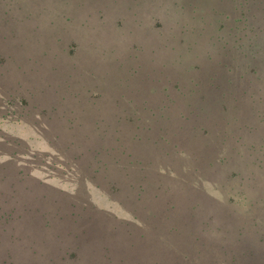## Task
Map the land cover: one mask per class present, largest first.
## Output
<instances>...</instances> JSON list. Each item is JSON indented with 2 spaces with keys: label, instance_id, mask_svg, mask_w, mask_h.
I'll use <instances>...</instances> for the list:
<instances>
[{
  "label": "trees",
  "instance_id": "obj_1",
  "mask_svg": "<svg viewBox=\"0 0 264 264\" xmlns=\"http://www.w3.org/2000/svg\"><path fill=\"white\" fill-rule=\"evenodd\" d=\"M10 1L19 2V10L24 8L25 11H28L29 9L28 0H0V75L13 74L11 77L14 83L10 87L8 84L0 85V120L5 123L23 124L31 127L33 132H38L40 128L38 124L43 122L48 115L50 116L53 111H56L58 119L50 122L51 124L48 122L47 133L44 131L42 138L50 147L54 145L55 141L58 142L59 146L56 149L60 155H63V158L75 152L73 157L78 163V167L85 169L84 181L89 180L95 187L102 189L108 197H112L123 206L131 209L132 220L130 221L118 219L111 213H108L106 218L111 224L115 222L111 225L113 227L112 232H119V234L138 232L143 246L147 248L154 246V239L160 235L159 232H216L214 230L216 227L210 225V222H215L217 218L215 212L218 201L204 193L201 188L202 181H211L216 185L221 183L224 186L228 183L240 186L246 184L251 187L261 184V187H257L254 201L247 202L245 199V204L249 203L247 206L250 207V211L240 212L241 217L251 221L250 225L245 227L240 224L236 230H233V232H245L249 229L256 233L260 232L254 240L255 248L243 246L246 244L243 235L239 243L241 244L240 249L236 254L230 256L228 264H264V223L260 221L264 219V215L253 212L254 209L256 210V204L258 210L260 204L264 206V192H262L264 190V49L254 47L256 43H261L264 39V25L262 23L257 25L255 21L251 20L250 8L244 7L246 3H240L238 11H233L231 14L222 12L221 20H212V24L208 25V29H212L213 33L211 34L216 36L215 46L212 48L219 49L221 52L220 60H217L230 64L231 72L212 76L201 71L200 64L190 63L189 68L182 70L177 78L165 75L163 78L168 81V85H165L162 77L158 80L154 78L159 72H153V59L147 62L148 59L141 60L139 54H134L135 63L122 68L117 67L116 75L121 77L122 84L127 87L130 93L123 102V108L127 111L123 114V118L120 119L119 115H111L109 125L111 131L107 136L101 120L89 118L85 124L74 120H71L73 123L63 122V119H69L74 115L77 108L94 110V107L101 100V95L94 89H86L80 94L75 88L74 76H77L76 71L79 69V65L74 62V59L79 55L80 42L78 36L75 38L73 34L70 35L68 30L70 27L66 26L73 21L70 14L59 15L61 16L59 20H63L64 27H66L62 31V39L55 42L62 54V57L59 58L61 64H58L55 56H48V50H42L37 58L30 56V54L24 57L26 59L21 57L23 66H25L23 67L18 58L12 56L11 52V59L13 60L11 62L14 63L19 72L15 71L14 74L13 64L11 71L7 72L9 59L7 52L15 49L19 57V50L23 48V42L11 41L10 30L6 29L8 28L6 21L12 19L14 13V10L7 5ZM98 1L104 3L103 5L106 8L109 7L110 10L118 4L121 5L120 0ZM251 1L259 4L264 3V0ZM21 3L24 4L23 8ZM64 4H67V1ZM261 8L263 10V7ZM232 14H235L234 18H231ZM102 15L101 10H98L95 16L96 21L100 20ZM114 25L117 29L121 28L120 20H115ZM154 25L147 30V33L152 32L157 37H161L157 41L161 44L157 46L156 54L159 49L165 59H169L168 56L171 54H180L176 51V41L172 40L174 46H171L170 43H166L162 33L158 31L157 28L161 29V22L156 21ZM76 28L79 29V26ZM180 32L183 35V27L180 28ZM223 36H232L234 40L223 44ZM174 37L173 35L172 39ZM154 39L153 36H150L149 43H152ZM232 43H235V47L232 46ZM191 49L186 48V52ZM41 57L45 59L42 65L37 60ZM29 61H32L34 65L28 66ZM44 67L57 70L54 74H59L60 70L63 69L65 77L61 83L54 85L56 86L54 92H44L33 81L30 82V86L25 87L24 76L40 72ZM165 69L164 67L159 71H165ZM140 76H142L141 79H139ZM136 77L138 82H135ZM94 79V74L87 73L82 78L81 84L86 88ZM150 80L160 82L161 85L155 83L151 86L149 84V88H147L146 85ZM146 81H148L147 84ZM232 81L234 84L231 83ZM184 88L189 89L188 101L194 100L199 105L206 107V112L196 122L189 121L191 106L183 95ZM227 88L233 89V92L227 91ZM158 90L165 93L166 101L174 100L175 95L177 101L187 102L188 112H178L176 108H173L172 110L175 112L172 111V115L179 125L183 119H187L188 122L184 123V126L180 125V127L172 124L171 129L174 131L177 128L180 133L179 138L182 140L190 137L193 143L191 147L195 146L197 152L195 150V152L188 153L176 143H164L159 138H163L161 129L154 135L148 136L141 145H137L143 138L141 135L144 129H151L148 124L143 125L137 118L144 111L139 102L141 101L149 110L150 107H148L147 102H152L150 97ZM69 91L73 92L69 93ZM173 92H175L174 95ZM48 97L51 99L50 102ZM256 106H261V109L255 110ZM161 107L165 108L164 106ZM206 118L213 124L212 128L208 127ZM216 120H221L222 127L216 123ZM83 126L91 127V130L96 132L103 128L102 135L107 142H102L101 145H108V151H105V154L98 151L89 157L84 150H80L83 140H79L78 133L83 130ZM0 131L3 132H0V155L7 157L0 159V208L5 207L0 212V244H3V232L8 230L5 225L10 223L12 225L9 227V232H34L36 225L42 230H46L52 222L55 223V230L58 232L62 230V227L64 228L63 221L67 223L65 225L66 232H75L73 230L74 225L80 229V226L83 225L78 222L87 220L88 216L91 215L90 213L78 212V220L69 218L67 221L68 217H66L68 211L75 212L71 209L77 201L75 193L79 189L76 188L74 193H70L72 195L61 198L62 204L66 206H62V208L56 207L54 203L53 207L47 201L42 200L44 198L42 196L35 197L33 190L41 193L38 183H43L40 181L37 183L33 176L34 179H29V174L24 172L28 161L19 158L28 154L30 147L21 144L16 133L8 132L5 129L1 130V128ZM73 136L78 141L69 143L68 141ZM144 136L146 137L145 133ZM135 149H146L150 154L148 160L144 159V153H140L139 156L136 154V158H134L132 154H134ZM21 150H23V155L21 154L17 158ZM114 151H118L119 156H112ZM40 152L42 151L34 154L29 153V162L32 163L41 157ZM43 154L47 156L45 153ZM194 154H196L195 157ZM152 156H155L156 160H153ZM181 157H184L185 161H180L179 158ZM20 161L22 163H19ZM60 161L65 166V162L62 159ZM156 166L157 169H155ZM242 167L246 169L245 172H241ZM176 185L187 187V197H177L178 186L176 190H172ZM122 190L123 192H121ZM174 195L176 196L175 200H173ZM163 197L171 199V210L162 209L160 211L158 208ZM60 209L64 216L58 211ZM51 212L52 215H50ZM168 213L170 214L167 215ZM96 214L103 216L102 213ZM250 214L252 215L250 216ZM197 220L198 223L202 220L200 227L196 224L197 227L195 228L193 223L187 225V221L196 222ZM118 228H121V231H116ZM209 229L210 231H208ZM106 232L108 238L111 239L109 237L110 232ZM145 232H149V235ZM102 233L100 231L93 239L84 242L82 248H88L95 240H98L101 243L99 251L105 255L112 243L105 240V234ZM19 238L20 235L11 237V244L22 245L23 241H19ZM68 238H72L74 245L75 237L70 236ZM63 246L65 247V244ZM23 248L26 247L23 245ZM66 250L65 247L63 251L59 252V257L56 259L59 258L64 263L63 261L68 262L74 258L75 263H84L82 252L72 250L66 255ZM34 253H38L35 248L31 251V255ZM211 254L214 255L215 253L212 252ZM96 260L94 264L103 263L99 260L96 262ZM45 261L46 258L43 254H41L40 260H35L33 257L20 260L12 246L0 253V264H41ZM48 264L53 263L48 262Z\"/></svg>",
  "mask_w": 264,
  "mask_h": 264
},
{
  "label": "rangeland",
  "instance_id": "obj_2",
  "mask_svg": "<svg viewBox=\"0 0 264 264\" xmlns=\"http://www.w3.org/2000/svg\"><path fill=\"white\" fill-rule=\"evenodd\" d=\"M65 1H67V4H64ZM28 2V11L24 10L23 3H21L22 10H19V2L10 1L7 4L14 10L13 18L6 21V25L8 26L6 29L10 30L9 37L10 35L12 36L10 38L13 42H23V48L19 50V57L15 49L7 52V57L9 58L7 61V72L11 71L12 64L14 74L15 71L19 72L15 68L14 63L11 62L13 61L11 59V52L12 56L18 58L22 66L23 61L21 57L24 58L30 54V56L37 58L42 50H48V56H55L56 61L59 62L58 64H61L59 58L62 57V54L55 42L62 39V31L66 27H64L63 20H59L61 17L59 15L64 13L70 14L73 21L66 25L70 27V29H67L70 31V35L73 34L75 38L78 36L80 42L79 55L74 59V62L79 65V69L76 71L77 76H74L75 88L77 89V93L80 94L86 89H94L101 95V100L94 107V110L77 108L76 113L69 119H63V122L69 121V123H73L71 120H74L85 124L89 118L101 120L107 136L111 131L109 126L111 115H119L120 119L123 118V114L127 112L123 108V102L125 97L130 93L127 87L122 84L121 77L116 75V68L126 67L135 63L136 61L133 60L134 54H139L141 60L148 59L147 62L153 59V72H159L154 78L158 80L162 77L165 85H168V81L163 78L165 75L177 78L182 70L189 68L190 63L200 64L201 71L212 76H219L221 73L231 72V65L218 61L220 60L221 52L219 49L212 48L215 46L216 37L215 34H211L213 33L212 29H208V25L212 24V20H221L222 12L231 14L233 11H238L240 3H246L244 7L250 8L249 14L251 15V20L255 21L257 25L260 23L264 25V3L259 4L251 0H120L119 3L121 5L118 4L111 10L98 0H28ZM261 7H263V10H261ZM98 10H101L103 17L96 21L95 16ZM231 16V18H234L235 14ZM21 17L22 20H20ZM115 20H120L121 28L117 29L115 27ZM156 21L161 22V29H157L162 33L166 43L168 42L171 46H174L172 40L176 41V51L180 54H171L168 56L169 59L163 57L160 49L156 54L157 46L161 44V42L157 41L161 37H157L152 32L147 33L149 28L155 26L154 23ZM76 26H79V29ZM181 27L184 29L183 35L180 32ZM173 35L175 37L172 39ZM150 36L155 38L152 43H149ZM231 40H234L232 36L222 37L223 44ZM232 46L235 47V43H232ZM254 47H260L263 50L264 39L261 43H256ZM186 48L192 49L186 52ZM182 52L185 54L184 56ZM37 60L42 65L45 59L41 57ZM29 62L28 66L34 65L32 61ZM164 67L166 68L165 71H159ZM56 71L52 70L51 67L49 69L44 67L40 72L24 76L25 87L30 86V82L33 81L44 92H54L56 88L54 85L59 82L61 83L65 77L63 69L60 70L59 74H54ZM87 73L94 74L95 79L85 88L81 82ZM11 75L13 76L11 73L6 74V76L0 75V85L8 84L10 87L12 84L13 86L14 83L12 82ZM141 78L142 76L139 79ZM135 82H138L137 77ZM147 83L148 81H146ZM155 83L159 86L161 85L160 82L150 80L146 87L149 88V84L153 86ZM231 83L234 84L233 81ZM36 84H34V87H36ZM226 90L233 92V89L230 88ZM183 91V95L191 106L190 109L187 102L176 100L175 92H173L174 100L166 101L165 93L158 90V92L150 97L152 102H147L148 107H150L149 110L145 108V105L141 101L139 102L140 107L144 111L137 118L140 123L143 125L148 124L151 129H144L141 135L143 138L140 139L137 145H141L148 136L154 135L161 129L162 135H160L163 138H159L164 143H176L179 147L187 150L188 153L195 152V150L197 152L195 146L191 147L193 143L190 137L182 140L179 138V130L176 128L172 131L171 129L172 124L180 127V125L184 126V123L188 122L187 119H183L180 125L177 124L172 115V111L175 112V110H172L173 108H176L178 112H186L189 109L191 111L189 121L191 122H196L206 112V107L199 105L198 102L194 100L188 101L190 95L188 88H184ZM72 92L69 91V93ZM102 99H104L103 102ZM50 100L49 98V102ZM47 106L49 108V103ZM259 109H261V106L255 107V110ZM57 115L58 113L53 111L43 122L40 121L38 132H33L34 130L31 127L23 124L15 122L5 123L1 120L0 128L1 130L5 129L8 132L16 133L21 144L30 147V154L42 151L40 152L41 157L37 158L36 161L30 158L33 161L32 163L28 160L30 154L23 155V150L17 156L18 158L22 154L23 157L20 156L19 158L28 161L24 172L29 174V179L31 180V178L34 179L33 177H35L37 183L38 181L43 183H38L41 193L33 190L35 197L39 198L42 196L44 197L42 200L47 201L53 207L55 204L56 207L62 208V206H66L62 204L61 198L72 195L70 193H74L77 188L79 189L75 193L77 201H75L71 209V211L75 212L72 213L67 210V221H69V218L78 220V212L90 213L91 215L84 222H78L80 225H83L80 226V229L76 225L73 226L75 232H66L67 228H65V225L67 223L65 221H63L65 224L64 228L62 227V230L58 232L55 230L54 222L50 223V227L46 230H42L41 227L36 225L34 232H9V227L12 223L7 224L5 226L8 230L3 232V244H0V253L8 249L9 246H12L20 260L29 257L40 260V256L43 254L46 261L41 264H48V262L53 264H78L73 261L74 258H71L68 262L63 261L64 263L59 258L56 259L59 257V252L63 251L66 247V255L72 252V250L83 253L84 263L82 264H94L96 259V262L98 260L103 262L99 264H105V262L106 264H228L230 256L236 254L240 249L241 244L239 243L243 235L246 239V244L243 246H250L251 249L255 248L254 240L260 232L256 233L254 230L249 229L245 232H233V230H236L240 224H243L245 227L250 225L251 221L241 217L240 212L250 211V207L248 208L247 206L249 203L245 204V199L247 202L254 201L257 187H261V184L251 187L246 184L240 186L228 183L224 186L221 183L216 185L206 180L201 182V188L204 193L218 201L216 212L208 207L217 213L215 222H210V225L216 227L214 229L216 232H159L160 235L154 239V246L149 248L143 246L138 232H123L124 234L112 232L113 227L111 225L115 222L111 224L106 218L107 214L111 213L118 219L130 221L132 220L131 209L123 206L112 199V197H108L102 189L95 187L89 180L84 181L85 169L78 167V163L73 157L75 152L63 158V155H60L56 149L59 146L58 142L55 141L51 147L47 145L44 141L45 139L42 137H44V131L47 133L48 122L56 121L58 119ZM206 119L208 127L212 128L213 124L208 118ZM216 123L222 127L221 120H216ZM83 127V130L78 133L79 140H83L80 150H84L85 154L89 155V157L95 155L94 153L98 151L101 154H105V151H108V145H101L102 142H107L102 135L103 128L99 132H96L91 130V127ZM77 141L76 137L73 136L68 142L76 143ZM43 153L47 156H44ZM140 153H144V159L148 160L150 154L146 149H135L132 155L136 158V154L139 156ZM112 156H119L118 151H114ZM5 158H7L5 155H0V159ZM152 158L156 160L155 156H152ZM61 159L65 162V166L60 161ZM179 159L180 161H185L184 157ZM19 163L22 162L20 161ZM157 168L156 166L155 169ZM245 171L246 169L242 167L241 172ZM196 183L198 184V182ZM177 186H174L172 190H176ZM179 196L180 198L187 197V187L184 185L178 186L177 197ZM175 199L176 196L174 195L173 200ZM170 202V198L163 197L158 204L160 211L162 209H166V211L171 210ZM84 207L85 209L83 210ZM2 208L4 209L5 207ZM2 208H0V212L3 210ZM255 208L256 210H253L254 214L264 215L262 213L264 210L262 204L259 205V210L257 209V204ZM58 211L62 214L61 209ZM96 213H102L103 216ZM52 214L51 212L50 215ZM202 220L200 223H198V220L196 222L187 221V225L193 223L195 228L197 227L196 224L200 227ZM260 221L264 223V219ZM184 228L187 229V227ZM100 231L103 232L102 234H105V240L112 243L107 253L105 255L100 253L99 248L101 243L98 240H95L88 248L83 249L84 242L93 239ZM106 231L110 232L109 237L111 239L108 238ZM116 231H121V228H118ZM145 233L149 235V232ZM18 235H20L19 241H23V244H11V237ZM70 236L75 237L74 245L72 238H68ZM63 244H65V247ZM23 245L26 248H23ZM34 248L38 250V253L31 255V251ZM212 252L215 254L212 255Z\"/></svg>",
  "mask_w": 264,
  "mask_h": 264
}]
</instances>
